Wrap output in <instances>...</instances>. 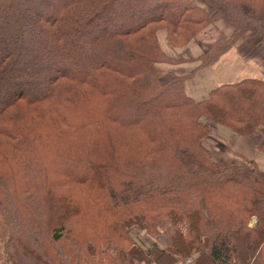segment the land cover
<instances>
[{
    "label": "trees",
    "instance_id": "obj_1",
    "mask_svg": "<svg viewBox=\"0 0 264 264\" xmlns=\"http://www.w3.org/2000/svg\"><path fill=\"white\" fill-rule=\"evenodd\" d=\"M221 20L165 78L157 32L182 47ZM248 32L264 0H0V264H264V172L201 143L213 123L256 134L264 80L184 87Z\"/></svg>",
    "mask_w": 264,
    "mask_h": 264
},
{
    "label": "crops",
    "instance_id": "obj_2",
    "mask_svg": "<svg viewBox=\"0 0 264 264\" xmlns=\"http://www.w3.org/2000/svg\"><path fill=\"white\" fill-rule=\"evenodd\" d=\"M229 32L230 29L225 24L217 21L198 32L182 47H176L167 40L166 31L160 29L157 32V39L162 51L169 59L159 64L166 72L165 78L170 73L178 75L191 73L199 64V61H194L196 57L207 52L209 47L220 41L222 38L220 33L228 35ZM250 78L264 80V37L253 32L241 36L210 66L199 68L191 78L185 81L184 87L185 92L198 101L207 98L213 88L224 83L234 84ZM257 129V133L253 136L244 137L227 127L213 123L210 126L211 133L202 139L201 143L209 152L210 158L218 163L255 165L264 172V152L259 149L261 141H264V122ZM254 221L255 218H252L251 225ZM139 233H142L141 240L145 242L144 246H150L153 242H156L160 248L168 245V239L163 234L148 235L145 230H140ZM142 241L138 242L142 243ZM210 260V256L207 255L206 262Z\"/></svg>",
    "mask_w": 264,
    "mask_h": 264
},
{
    "label": "rangeland",
    "instance_id": "obj_3",
    "mask_svg": "<svg viewBox=\"0 0 264 264\" xmlns=\"http://www.w3.org/2000/svg\"><path fill=\"white\" fill-rule=\"evenodd\" d=\"M219 23L221 24L222 23V20L221 21H219ZM165 71V70H164ZM166 75V72H165V74H164V77H166L165 76ZM208 144V143H207ZM210 146V145H209ZM211 147V146H210ZM212 148V147H211ZM212 150L214 151V149L212 148ZM252 224V223H251ZM133 232V235H134V239L136 240V241H142L141 240V234L142 233H139V228H134L133 230H132ZM148 241V240H147ZM141 243V242H140ZM143 243V244H142ZM142 245H145V242L144 241H142ZM150 243V242H149ZM0 256L2 257V251L0 250ZM183 258V257H182Z\"/></svg>",
    "mask_w": 264,
    "mask_h": 264
},
{
    "label": "built area",
    "instance_id": "obj_4",
    "mask_svg": "<svg viewBox=\"0 0 264 264\" xmlns=\"http://www.w3.org/2000/svg\"><path fill=\"white\" fill-rule=\"evenodd\" d=\"M176 264H194V256L187 255L179 260Z\"/></svg>",
    "mask_w": 264,
    "mask_h": 264
}]
</instances>
